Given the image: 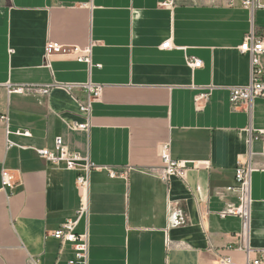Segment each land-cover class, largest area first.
<instances>
[{
    "label": "crops",
    "instance_id": "0c3cea01",
    "mask_svg": "<svg viewBox=\"0 0 264 264\" xmlns=\"http://www.w3.org/2000/svg\"><path fill=\"white\" fill-rule=\"evenodd\" d=\"M260 6L252 14L224 0H0V264L75 259L49 233L75 217L78 173L36 152L53 150L59 138L81 164L96 167L89 216L78 228L88 233L87 264H218L220 257L246 264L242 220L220 215L238 205L226 189L250 158L246 242L250 258H260L264 100L230 104V89L251 82L240 47L252 29L264 37V0ZM49 41L71 51L92 45L91 64L73 52L47 58ZM167 41L174 48L162 50ZM187 57L203 67L192 70ZM260 62L264 68V55ZM88 84L103 94L90 129L79 131L73 125L89 120L78 104ZM210 87L197 107L195 97ZM168 141L173 159L196 166L184 181L158 178ZM3 171L12 190L3 187Z\"/></svg>",
    "mask_w": 264,
    "mask_h": 264
},
{
    "label": "built area",
    "instance_id": "2783aa9c",
    "mask_svg": "<svg viewBox=\"0 0 264 264\" xmlns=\"http://www.w3.org/2000/svg\"><path fill=\"white\" fill-rule=\"evenodd\" d=\"M225 4L229 7H234L237 3L240 6L250 11L252 14L257 9H260V0H224ZM92 45L85 49H73L71 51L68 47L62 46L58 43L49 41L45 47L46 57L49 58L56 54H69L75 53L78 55V61L91 64ZM171 41L165 42L162 46V50L173 49ZM243 54H247L250 57L252 65V78L250 84L244 87H234L230 89V104L234 108H241L243 105L252 104L257 99L264 100V68L261 65L260 59L264 55V37H260L256 34L255 30L247 34L244 38V42L240 47ZM187 64L192 70H197L203 67V62L193 57H187ZM64 88L71 92L74 88L73 85H65ZM81 88L86 91L87 97L85 100L78 101L81 113L85 114L89 119L84 124L75 123L73 129L79 131H88L90 129V118L92 115L93 104L99 102L102 98L103 87L100 85L88 84ZM212 87L210 91L198 94L195 97V103L199 107L202 103L208 101L212 93ZM40 93H47V89H39ZM15 93H24L25 89L18 88L14 90ZM3 121L8 122L7 117L1 118ZM26 136H30L29 132L24 133ZM264 135V132H259L258 138ZM171 142H164L160 147V157L162 160V172L158 176L161 181L169 183L173 177L181 180H186L189 171L192 168V162L175 160L171 154ZM37 154L52 163L57 168H62L69 171H76L78 173L76 178V187L79 194V206L75 211V217L66 220L58 230L49 233V236L59 241L61 245H70L75 253V259L68 264H87L88 251H89V238L88 233H78L80 223L88 219L90 212V173L96 167L86 160L85 164H81L83 161L79 154L72 153L64 145L62 139H57L53 150H37ZM264 155V152H263ZM255 169L252 167L251 158L245 163H240L236 169V186L228 187L226 189L229 193L238 194V205L228 209L221 213L222 218L227 216L239 217L243 223L242 239L247 253L246 264H264V251L261 252V257L257 259H251V250L247 246V237L250 227L251 217V185L252 174ZM111 177H116L117 173L111 172ZM2 184L4 189L12 190L15 186L13 177L8 171L2 173ZM218 264H234L230 257H220Z\"/></svg>",
    "mask_w": 264,
    "mask_h": 264
}]
</instances>
